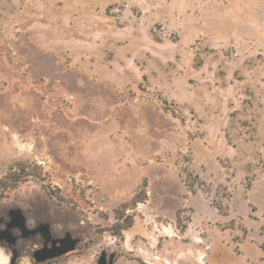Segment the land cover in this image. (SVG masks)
<instances>
[{
	"label": "rangeland",
	"instance_id": "obj_1",
	"mask_svg": "<svg viewBox=\"0 0 264 264\" xmlns=\"http://www.w3.org/2000/svg\"><path fill=\"white\" fill-rule=\"evenodd\" d=\"M0 264H264V0H0Z\"/></svg>",
	"mask_w": 264,
	"mask_h": 264
},
{
	"label": "trees",
	"instance_id": "obj_2",
	"mask_svg": "<svg viewBox=\"0 0 264 264\" xmlns=\"http://www.w3.org/2000/svg\"><path fill=\"white\" fill-rule=\"evenodd\" d=\"M20 165L21 168L19 170L11 171V175L15 178V180H24L30 175H33L34 170L31 168L28 162H22Z\"/></svg>",
	"mask_w": 264,
	"mask_h": 264
}]
</instances>
